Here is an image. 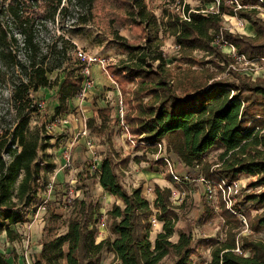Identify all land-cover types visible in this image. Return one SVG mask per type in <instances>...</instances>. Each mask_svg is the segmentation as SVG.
Masks as SVG:
<instances>
[{"label": "trees", "instance_id": "1", "mask_svg": "<svg viewBox=\"0 0 264 264\" xmlns=\"http://www.w3.org/2000/svg\"><path fill=\"white\" fill-rule=\"evenodd\" d=\"M61 1L8 0L0 8L17 26V35L0 26V59H5L8 64L4 65L12 70L9 99L18 118L10 132L0 135V235L9 244L21 238L12 226L30 221L36 212L35 202L43 188L42 169L52 167L45 164V160H36L39 139L27 132L26 114L33 102L31 93L52 84L47 73L65 70V49L63 52L56 47L42 49L34 23L39 14L44 27L53 21L61 12ZM96 1L67 0V3L92 7ZM104 1L108 7L123 11V23L142 28L148 43L146 46L123 43L124 50L132 58L107 68L116 85L135 82L130 88L129 110L124 111L123 121L127 131L137 136L138 149L144 146L156 149L164 142L166 151L173 153L186 167H199L196 177L215 181L239 180L242 175H256L257 178L240 188L237 195L241 197L234 199L231 208L222 202L221 216L227 225L222 240L207 237L195 241L191 231L182 229L177 232L176 239L171 240L179 213L170 198V188L155 183L152 200L145 196L141 184L127 189L118 168L123 171L129 157L116 162L106 155L97 168L98 182L106 193L121 202H113L105 212L108 234L99 240L96 238L97 223L102 215L99 205L85 198H74L72 213L63 232L50 234L43 226L40 250L33 257V264H101L105 253H112L116 264H194L192 256L199 246L210 247L209 259L201 264H264V240L242 234L240 228L245 224L251 232L264 230V210L252 218L247 216L250 208L264 207V190L245 192L249 187L264 186V79L251 81L245 74L237 73L239 82L214 79V73L208 69L188 67L172 74L166 68V56L152 45L158 38L159 25L145 0ZM235 1L242 7L234 11ZM233 2L232 10H228L224 0H219L218 13L190 12L189 21L169 20L177 47L215 52L225 67L236 64L238 62L214 42L221 31L223 38L234 44L247 59L264 57V20L254 7L262 2ZM222 14L245 19L253 35L232 34L221 29ZM19 43L23 56L17 59L14 48ZM188 54H184L183 59L190 65L209 62ZM81 67L83 64L78 69ZM57 77L53 83L59 84V100L54 110L59 114L67 107L69 97L79 93L84 76L78 72L72 81L70 74L65 73L60 82ZM97 113L100 119L108 118L104 108ZM116 119L120 121L119 116ZM46 146L43 144L42 149ZM215 150H219L217 160H209L208 155ZM168 180L172 183L170 174ZM207 210L209 218L212 210ZM153 216L162 223V228L151 239ZM14 253L12 249L6 253L0 250V264H15L9 258ZM168 257L171 261L165 263Z\"/></svg>", "mask_w": 264, "mask_h": 264}, {"label": "rangeland", "instance_id": "2", "mask_svg": "<svg viewBox=\"0 0 264 264\" xmlns=\"http://www.w3.org/2000/svg\"><path fill=\"white\" fill-rule=\"evenodd\" d=\"M185 1L188 8H198V6L208 4L210 0ZM224 1L228 10H232L234 5L233 0ZM7 2L8 0H0V8L2 3L5 6ZM127 2L128 0H122L121 3ZM145 2L148 10L155 14L159 25L158 38L152 42V45L156 46L166 56L168 60L166 68L172 74L176 75L180 72V68L185 69L188 67L194 70L208 69L214 73V79H233L235 82H239L235 73L239 75L245 74L251 81L257 78L264 79V63L262 62L255 63L254 65L242 62L233 65L228 64L225 67V64L219 61L220 57H216L215 52L209 53L199 49L185 50L178 48L175 36L168 23L169 20L173 22L176 20L177 22L178 20L179 22L181 21L179 13L176 10L177 5L175 0H145ZM59 9H61V12L55 15L53 21L47 22L45 27L43 26L42 22L44 21L40 14L34 19L36 36L40 41L42 49L56 47V49H60L62 52L65 49L67 57L64 63L65 70L55 69L47 73L52 84L49 87H42L31 93L33 102L26 114L28 117L27 132L29 134L33 133L39 139L36 160H45V164L48 163L49 166H52L42 169L41 184L43 188L39 191V198L35 202V208L38 209L41 205H44V208L41 207L39 209L38 219L36 220L43 221V226H46L47 233L51 232L50 234H55L63 232L66 228V221L72 213L71 201L74 198L91 200L93 203L99 205V211L106 218L105 212L115 200V197L106 193L98 182L97 168L101 159L106 155L112 156L116 162L128 156L129 162L124 172L118 168L121 180L127 189L141 184L145 196L149 200H152L154 197L152 191L154 184L157 183L161 186L167 184L169 172L167 163L164 160V157H166L172 163L174 172H176L181 180L176 186L183 185L186 192L181 201L174 203L177 206L179 219L175 225V232L170 239L175 240L177 232L182 229L191 231L195 241L207 237L222 240L225 237L227 228L221 216L222 202L224 201L219 193L217 195L214 194L212 198H209L204 193L202 183L199 180L201 176L196 177L199 167H186L173 153L166 151L164 142L161 143V147L157 145L156 149H152L149 146L138 149V143H136L135 139L137 136L126 131V126L124 127L116 119L118 117L116 102L118 96L116 97V92L114 93L116 86H114V80L108 74L107 68L108 66H119L122 62H126L132 58L131 54L124 50L123 43L146 46L148 43L146 42L145 31L142 28H133L129 24L123 23L121 21L123 11L118 8L108 7L104 0H97L92 7H80L74 2L68 4L67 0H62ZM0 12V26L17 35V26L11 17L5 12ZM233 23L234 20L230 18L229 20H225V17H222L221 27L225 30V26H230ZM233 30L232 34L253 35L249 23H246L244 29L239 31ZM226 31L230 32L229 30ZM17 38L19 40L20 37L18 36ZM79 49L88 55L106 60V71L99 64L93 63L90 65V72L92 65H98L107 81L102 85L103 90L100 93L90 97L91 101L89 100V102L92 107L86 112L83 113V111L76 110L73 107V101L78 96V93H75L69 97L67 107L63 112L57 114L54 109L59 100V84L53 83V81L58 76L60 82L65 73L70 74L73 81L78 72H82V67L78 69L79 65H84L82 59L77 55ZM14 50L17 59L22 58L23 49L20 43ZM62 52L59 53L60 57ZM186 53H189L188 55L191 57L208 60L209 62L203 65H190L183 59ZM80 61L82 63H78ZM6 63L5 59H0V65L3 64L0 67V135L10 132L18 121L16 111L9 99L12 70L8 65H4ZM155 65L156 62L153 63V66ZM231 70L233 71L231 72ZM93 85L94 79L92 87ZM134 85L135 82H124L120 83L119 86L117 85L123 101V111L129 110L130 88H133ZM102 108L108 111V118L106 120L100 119L97 113V110ZM58 118L65 119L62 122H58ZM83 129L86 130V134H78ZM262 131H264V126ZM86 140L91 141V146H87ZM43 144H47L45 150L42 149ZM71 144L73 145L69 163L62 167L59 178L56 176V171L57 168L62 166L60 157L63 158L65 149ZM218 152L219 150L211 151L208 155L209 160L216 161ZM4 158L8 160L6 153H4ZM256 178V175L240 176L239 181L241 185L239 190L240 188H244L248 182L256 180ZM50 184L53 186V190L48 200H46V189ZM70 188L73 189V194L70 196V201L66 202L64 198ZM261 190H264V186L249 187L245 192L255 193ZM237 193L234 194L235 200L241 197ZM209 208H211L212 213L207 218L206 214ZM262 210H264V207L258 210L250 208L247 210V216L252 218ZM34 222H32V225ZM152 227L151 239L157 233L155 224ZM240 228L242 234L248 233L254 239L262 238L264 240V230L257 233L251 232L245 224L244 227ZM21 231H26V228H23ZM22 237L21 234V238L18 241L7 245L3 235H0V250L6 253L12 249L13 252L17 253L18 251L20 253L23 247ZM37 241L40 242L41 239ZM32 244L36 245V242ZM32 244L30 241L29 251L34 250L31 247ZM209 257L210 247L206 246L197 247L196 253L192 256L194 264H201L203 261L209 259ZM170 261L171 257H168L164 262L170 263ZM108 262L112 264L111 259H108L104 263L108 264Z\"/></svg>", "mask_w": 264, "mask_h": 264}, {"label": "built area", "instance_id": "3", "mask_svg": "<svg viewBox=\"0 0 264 264\" xmlns=\"http://www.w3.org/2000/svg\"><path fill=\"white\" fill-rule=\"evenodd\" d=\"M260 2H262V4H257L254 7L258 10L257 15L264 20V2L262 0H260ZM176 3V10L178 11V15L180 17V20H190V12H200L202 14H206L209 12H213V13H218L219 12V0H210L208 2V4H204L203 6H198V8H192V7H187L186 5V1L185 0H175ZM236 7H234V11L237 8L242 7L238 2L235 1ZM227 16V18H226ZM222 17H225V20H229L232 19L234 20V23L231 24L230 26H225L224 29L225 30H229L230 32H233V29H236L237 31L244 29L245 25H246V20L238 17L236 15H230V14H222ZM222 29V28H221ZM216 43L217 46H219L220 48H222L224 51H226L234 60H236V62L238 63H246L249 65H254L255 63L258 62H262L264 63V57H259V58H252V59H247L242 53H240L237 49V47L228 42L227 40H225L222 36V33L220 31L219 36L217 37V39H215L214 41ZM77 55L80 59H82L84 65L82 67V73H83V81L81 83V87L79 89V93L77 98L79 99H84V97L86 96V93L88 90L91 89L92 84H93V79L91 77V72H90V65L93 63H97L101 66V68L104 69V71H106L105 69V65H106V60L104 58H99L96 56H91L86 54L84 51H82L81 49H79L77 51ZM114 85L117 87L116 83H114ZM117 106H118V116L120 118V123L124 125V127L126 126L124 121H123V101H122V97L120 92L118 91L117 93ZM63 117H65V115H63ZM65 119V118H64ZM63 118H58V122H62L64 121ZM126 131H127V127H125ZM78 134L80 135H85L86 134V130L83 129L81 132H78ZM86 144L87 146H91V141L86 140ZM72 145L67 146L68 148L65 149L63 157H64V162L62 164L63 166L68 165L69 160H70V153H71V149H72ZM158 147H161V144H158ZM165 162L167 163L168 166V172L172 178V181L176 184H179L181 182L180 178L178 177V175L176 174V172H174L173 170V165L170 162L169 159H167L166 157H164ZM199 180L202 183L203 186V190L205 192V194L209 197L212 198L214 196V194L217 195V193H219L222 197V200L224 201L225 205L227 208H231L232 203H233V199H234V194H236L239 190L240 187V181L239 180H233V181H226L224 179H219V180H210V179H205L202 176L199 178ZM53 190V186L50 184L48 185V188L46 189L47 191V198L46 200H48L51 192ZM170 198L172 200L173 203L177 202V201H181L183 195L186 193L185 189L183 187V185H178L171 187L170 188ZM71 194H73V189L70 188L68 193L65 196V201H70V196ZM44 208V205H41L38 207V209L36 210V212L32 215L31 217V221H34L36 219H38V214H39V209L40 208ZM102 218H100L99 223H97V227H98V232H97V236H100L102 233V228L105 227V218L104 215L102 214L101 216ZM151 222H152V226L153 224H156L157 219L153 216L151 218ZM29 223V222H28ZM28 223H24L26 226V231L22 232V231H18L20 234H22V256H23V262L24 264H33V260L30 258V253H29V243H30V235H29V224ZM98 238V237H96ZM237 251H239L238 248H236Z\"/></svg>", "mask_w": 264, "mask_h": 264}, {"label": "crops", "instance_id": "4", "mask_svg": "<svg viewBox=\"0 0 264 264\" xmlns=\"http://www.w3.org/2000/svg\"><path fill=\"white\" fill-rule=\"evenodd\" d=\"M91 77L94 79V85H93V87L88 91V93L86 94V96L84 97V99L76 98V99H74L73 104H72L73 107L76 108V110L79 109V110L83 111V113L86 112L90 107H92V105H90V102H89V100L91 101V98L90 97L92 95H96V94L100 93V91L103 90L102 85L107 81L106 78H105V76H104V74L101 72V69L96 64H94V65L91 66ZM111 81H113V80L111 79ZM113 83H116V82L113 81ZM118 91L119 90L116 87V89L114 91V93L116 92L115 93L116 94V97H117ZM60 159L62 160L61 163L63 164L64 157L63 158L60 157ZM61 169H62V166H60L59 168H57V171H56V176L59 177V178H60V175H61ZM163 186H167V187L171 188V187L176 186V183H174L173 181L171 183L169 180H167V184H164ZM113 202H117V203L121 204L120 200H118L116 198H115V200ZM34 221L35 222L33 223V225H32V222L33 221L32 222H29V223L27 222L29 224V230L28 231H29V235H30L31 244L33 242H36V245H33L32 244V246H31V247H33L32 249H34V250L29 251L30 258L32 260H33V257L34 256H37L38 253H39V250H40V242H38L37 240H40L41 237H42V234H43V221L42 222L40 220H34ZM37 221H39V222H37ZM25 226L26 225L24 223H18L16 225L12 226V227L16 228L18 231L19 230L21 231L23 228L25 229ZM161 226H162V223L157 220V222L155 224V227L157 229V232L161 231ZM106 234H108V231L104 227V228H102V233L97 238V240H99L101 237H103ZM3 238L5 240V237L4 236H3ZM6 244L9 245L8 242H6ZM10 247H11V245H10ZM14 254L10 255L9 258L11 260L15 261V264H24V262H23V256H22V250L20 251V253L17 251V253H14ZM108 259H111L112 260V264H116V262H117V260L114 259V256H113L112 253H105L103 255V257H102V264H105L104 262H106ZM108 264H109V262H108Z\"/></svg>", "mask_w": 264, "mask_h": 264}]
</instances>
